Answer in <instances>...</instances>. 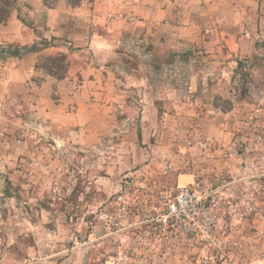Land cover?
<instances>
[{"label": "rangeland", "instance_id": "1", "mask_svg": "<svg viewBox=\"0 0 264 264\" xmlns=\"http://www.w3.org/2000/svg\"><path fill=\"white\" fill-rule=\"evenodd\" d=\"M66 62L39 54L35 70ZM28 66L0 59V264H264V63L198 78L190 109H162L147 143L115 129L98 145L35 125ZM194 183L217 190L216 227L188 245L163 197Z\"/></svg>", "mask_w": 264, "mask_h": 264}, {"label": "crops", "instance_id": "2", "mask_svg": "<svg viewBox=\"0 0 264 264\" xmlns=\"http://www.w3.org/2000/svg\"><path fill=\"white\" fill-rule=\"evenodd\" d=\"M24 4L29 8L21 17L32 27L13 13L0 26V44L34 49L8 59L28 64L29 76L39 78L31 96L35 125L56 143L98 145L115 129L134 138L140 128L147 143L162 109H190L198 78H219L228 64L264 63V0H95L77 8L59 0L53 9L43 0ZM44 39L56 43L45 47ZM39 54L66 58L61 78L35 70ZM213 93L206 87L202 96Z\"/></svg>", "mask_w": 264, "mask_h": 264}, {"label": "built area", "instance_id": "3", "mask_svg": "<svg viewBox=\"0 0 264 264\" xmlns=\"http://www.w3.org/2000/svg\"><path fill=\"white\" fill-rule=\"evenodd\" d=\"M163 198L168 202L165 222L169 220L173 229L181 230L180 237L185 243L192 244L191 240L199 238L203 243L211 240L216 227L217 190L205 189L199 183L178 185L166 188Z\"/></svg>", "mask_w": 264, "mask_h": 264}, {"label": "trees", "instance_id": "4", "mask_svg": "<svg viewBox=\"0 0 264 264\" xmlns=\"http://www.w3.org/2000/svg\"><path fill=\"white\" fill-rule=\"evenodd\" d=\"M43 1L48 8L53 9L57 7V2H53V0H43ZM66 1L72 8H77L80 7L85 1L94 2L95 0H66ZM23 3L24 0H0V26L6 25L9 22L12 14L16 12L18 14V18L20 19V21H22L23 24H25L28 27H32L30 22L26 21L23 17H21V13L24 11V7L29 8V5L27 4L23 5ZM52 43L54 44V41L52 39H49V41L44 39L41 41L40 45L42 44L43 46L47 47L52 45ZM33 50H34L33 48L32 49L14 48L12 45L9 47L0 46V59L22 58L24 55L28 54L29 52H32ZM57 67L58 66L54 65V66H49L47 68L43 67V69L48 74H57L56 72H59ZM53 69L56 70V72H54ZM58 77L61 78V74L58 75Z\"/></svg>", "mask_w": 264, "mask_h": 264}]
</instances>
